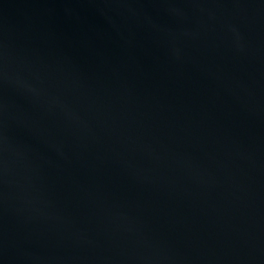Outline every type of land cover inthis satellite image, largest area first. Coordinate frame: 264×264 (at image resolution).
I'll return each instance as SVG.
<instances>
[{
	"label": "water",
	"instance_id": "95a60500",
	"mask_svg": "<svg viewBox=\"0 0 264 264\" xmlns=\"http://www.w3.org/2000/svg\"><path fill=\"white\" fill-rule=\"evenodd\" d=\"M0 264H264V0H0Z\"/></svg>",
	"mask_w": 264,
	"mask_h": 264
}]
</instances>
